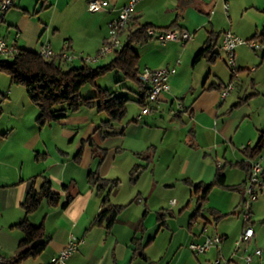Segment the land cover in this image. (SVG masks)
<instances>
[{
	"label": "crops",
	"instance_id": "0c3cea01",
	"mask_svg": "<svg viewBox=\"0 0 264 264\" xmlns=\"http://www.w3.org/2000/svg\"><path fill=\"white\" fill-rule=\"evenodd\" d=\"M86 1L88 3L89 0ZM107 1L109 7L102 12L105 17L98 27L99 35L95 38L97 49L108 34L110 21L118 16L130 0ZM37 3L36 0H18V6L4 14L6 31L12 35V39L4 37L10 41L16 40L19 48L29 51L37 52L42 45L49 43L55 53L66 50L78 53L74 36L62 38V43H56V33L51 38L49 28L35 17ZM225 3L231 7L227 17L231 27L246 38L264 42V0H143L136 6L131 30L142 25H150L157 30L173 26L188 32L189 27L195 29L194 34L198 33L195 38L191 36L192 43L189 45L175 41L161 43L153 39L160 43H147L142 53L136 52L141 63L140 70L145 67L160 69L175 66L177 69L169 77L170 92L163 94L154 110L143 116L147 134L144 133L145 129L131 131L133 126L119 123L113 126L116 134L104 139L99 134V128L105 121L96 118V109L85 108L66 119L42 126L38 123L40 109L30 100L25 87L12 85L10 77L0 74V250L7 260L14 259L20 252L24 233L17 225L26 217L22 204L27 193L33 183L35 189H39L44 178L48 177L53 191L60 195L58 203L51 204L44 200L40 208L27 217L32 225L43 226L42 242H46V247L40 254L29 255L16 264H50L72 236L83 239L84 243L68 259L67 264H170L164 258L158 259L162 253L167 256L172 244L175 249L183 240L189 245L193 242L203 243L209 234H218L223 238L220 249L212 247L200 256H195L189 249L194 257L204 256L205 264H214L218 258L226 261V264H264V225L255 230L254 213L251 221L254 239L247 251L238 253L235 252L238 236L230 240L226 231H218L220 219L217 221L216 217L222 216L218 210L208 208L207 214L203 216L204 208L202 215H196L198 196L194 193L193 185H209L215 180L219 169L223 172L225 164L218 168V164L222 163L218 161V156L220 153L226 159L228 150L224 146L222 148L221 142L228 141L233 145L239 122L232 112L243 100L239 78L235 80V88H239L240 101L225 112L205 107L204 101L200 103V99L193 100L200 89L198 97L203 95V91H217L221 95L223 88L232 80V74L226 82L217 74L213 76L212 69L205 78L206 72L198 70L201 61L195 62L207 36L215 34L214 30L224 14ZM208 27L212 33L203 35V29ZM224 32L217 36L221 35L223 39ZM43 38L46 40L43 41ZM220 45V50L216 47L214 51L216 55L213 60L211 56L205 58L213 68L217 57L224 53ZM240 49L236 50V58ZM83 50V47L80 48V51ZM179 60L181 63L176 64ZM238 62L239 72L249 63L241 54ZM78 66L83 65L80 63ZM187 71H190V76L184 81L182 75ZM251 82L254 90L255 79ZM189 94H192L190 104L187 103ZM251 95H255V92ZM243 96L247 97L246 92ZM177 102H181L185 110L173 116L170 110ZM158 110L169 112V117L176 123L166 120L162 115L158 118L155 113ZM143 118L133 121L140 123ZM154 134L161 138L157 140ZM59 136L67 142V148L58 144ZM114 139L121 141L108 145ZM178 146L186 148L182 155L177 151ZM247 146L253 147L250 140L243 147V153ZM74 151L77 152L73 154ZM210 153H214L216 168L211 167L212 164L206 158ZM245 156L246 159L235 164L245 171V181L239 187L242 197L252 160ZM134 169L137 172L133 175ZM90 172H97L103 179L118 182L112 188L106 204L102 200L106 192L100 193L97 186L89 183ZM180 184L187 188V196L183 193L181 200L171 204L172 199L176 198L169 196L179 195L175 187ZM64 186L68 189L62 188ZM263 193L264 190L260 194ZM186 199L189 200L186 202ZM192 203L194 207H191ZM256 203L253 212L264 211V199L258 198ZM114 205L124 206L115 222L110 226L107 220L100 223V214ZM207 215L215 219L214 231L209 234L203 232V227H208L210 223L206 219ZM32 246L28 245L25 249ZM256 249H263V256H254ZM245 254L253 255L251 263L246 262ZM184 256L185 253H182L177 264Z\"/></svg>",
	"mask_w": 264,
	"mask_h": 264
},
{
	"label": "rangeland",
	"instance_id": "374dc122",
	"mask_svg": "<svg viewBox=\"0 0 264 264\" xmlns=\"http://www.w3.org/2000/svg\"><path fill=\"white\" fill-rule=\"evenodd\" d=\"M16 5L11 8L14 10L16 6H18V0H16ZM38 1L36 5V10L38 11L37 14H35V17H37V20H39L44 27L49 28L50 36L57 34L56 43H62V38H70L71 36H74L76 47H78L77 51L78 53H75L76 55L87 58L92 57L94 58L99 50L101 49V46L99 49H97V43L96 39L99 35V26L102 23V19L105 17V15L102 12L92 13L88 10L87 7V1L86 0H36ZM143 1V0H142ZM55 4V6H54ZM58 4V5H57ZM229 5V14L231 13V7ZM34 8V7H33ZM10 9V10H11ZM224 10V5H223ZM227 13H225L220 17L219 26L217 29L214 30L215 34H212L215 36L217 49L220 50V44H222V32L226 31H232L237 36L245 39L250 40L251 38H246L244 35H241L238 31H236L233 27H231L229 19L227 18L229 16ZM2 17V12L0 11V18ZM166 20V18H164ZM189 30V33L192 35V37H196L197 34H194L195 29H191L187 27ZM6 23L0 22V36H9L12 39V35L7 34L8 31H6ZM56 31V32H55ZM203 35L207 34L210 35L212 33V29L209 27L206 29H203ZM218 34H221L217 36ZM200 35V34H199ZM206 35V36H207ZM193 38V39H194ZM208 38V36H207ZM206 38V39H207ZM46 38H43V41H45ZM61 40V41H60ZM147 43H160V42H154V40H150ZM146 43V44H147ZM162 43V42H161ZM192 43V40L188 41L186 45H189ZM146 44L137 45L134 47L136 52L142 53V51L147 47ZM84 48L83 52L80 51V48ZM220 52V51H219ZM74 53V52H73ZM242 55L245 57L246 61H249L248 66L243 68L239 74L238 82L243 88V91H241V95L239 92V88H235L233 92H231L230 96L226 101L221 100V95L217 91H206L202 92V96L198 97L201 93V89L199 92L193 96V100L200 99V103H205V107L218 110H222L225 112V110H229V108H233V106L240 101L239 95L243 98H245L243 95L246 92L247 97L250 96L251 93L255 92V95L250 97L246 102H240V105L233 109V116L235 118H238L237 122H239V128L236 134V137L233 140V145L228 143L221 142L222 148L228 150V154L226 155V159L222 157V155L219 153L218 161H222V165L224 166L223 172L227 176V186H230L229 188H223L219 186H215L211 189L208 199L205 203L204 213L203 216L206 213V211L209 209H216L219 211V214L222 215L220 218V221L217 224L219 233H222L226 231V234L229 236V239L232 240L235 235L239 236L242 234L245 223L243 220L242 215L239 213L241 212V202L243 200L242 194L239 190L231 189L233 187L239 188L243 185V182L245 181V171L242 168H239L235 164L237 162H240V160L246 159L245 154L243 153V147L246 146L247 142L249 140L252 142L253 146L258 141V131L264 129V60H262V53L255 52V50L251 49L248 46H243L241 49L237 52V58H236V65L239 68V62H238V56ZM221 57H217V61L215 62L214 68L211 66L210 63H208V60H202V62L199 63L200 66H198V70L206 72L205 78L209 73V70H213V76L214 74H217L224 82L229 80L230 74H232L230 67L227 65V57L224 53L220 54ZM114 59L113 55H110L104 59H102L99 63H87V65L92 67H98V66H104L106 64H109ZM182 58V62H183ZM84 62L82 60H76L74 63H71V65H67L66 68L69 66H78ZM141 64V63H140ZM139 64V65H140ZM137 65V66H139ZM256 70V72L254 71ZM4 77H9L6 73H0ZM184 81L186 78H189L190 71L185 72L183 75ZM212 76V77H213ZM212 79V78H211ZM255 79V86L256 88L253 90L251 81ZM236 87V85H235ZM22 88V87H19ZM110 91L113 92L116 96H124L129 99L127 103V115L125 119L121 122V125H130L133 126L132 129H145L144 133L146 132L147 128L145 125V118H143V121L140 123H136L133 120L137 119L139 114L141 113V106L138 104V99L140 95V88L137 80L130 78L126 76L123 70H114L111 72H108L105 75L99 76L95 79L93 83H89L82 87L80 94L82 98H88L97 95L100 91ZM188 101L192 99V94L188 95ZM239 100V101H238ZM190 104V103H189ZM249 104V106L247 105ZM222 106V107H221ZM164 108V107H163ZM96 118L98 117V120L106 121L108 120V116L105 112L99 113L97 110L94 111ZM160 118H165L166 120H171V122L176 123L175 120H172L169 117V112H163L162 110H158L155 112ZM152 114V115H156ZM100 115V116H98ZM137 127V128H135ZM48 133V130H46ZM51 135L52 132H51ZM179 137V136H178ZM159 140L161 136L155 137ZM121 141V140H120ZM117 139L111 140L108 142V145H114L118 142H120ZM59 142L58 144H62L64 147L67 148L68 144L67 142H64L60 136L57 140ZM220 147V149H222ZM223 149V150H224ZM177 151L179 154L182 155L186 151L185 146H178ZM77 151H74L73 154H75ZM208 153L211 151H207ZM53 154V151H52ZM214 153H210L208 155L207 160L209 163L212 164L211 167L216 168L217 164L215 161V157L213 156ZM262 156H264V149L261 153ZM228 161V162H225ZM88 163V161H86ZM232 163V165L230 163ZM224 163V164H223ZM222 168V167H221ZM212 169V168H211ZM177 190V195H170L169 198H176L175 200H181V196L183 193H185V197L187 196L188 190L185 186H182V184L175 187ZM171 194V193H170ZM264 199V193L260 194L259 200ZM174 200V199H172ZM189 200V199H188ZM186 199V202L188 201ZM195 200V199H193ZM256 202L253 204L254 207H256ZM191 207H194V204L192 203ZM253 207V208H254ZM255 209V208H254ZM176 210V209H175ZM253 214V220L255 221V230L257 231L258 227L264 225V211L257 213L256 210ZM206 219L209 220L208 227L210 229V232L214 231L215 228V219L209 215H207ZM204 223V219H201ZM213 223V224H212ZM253 226V224L251 223ZM254 227V226H253ZM189 244L184 242H181V245H179L177 248L174 249V244L170 246V250L168 249V254L165 256V253H162V257L160 256L158 260L161 258H164L166 262L170 264H177V262L180 260L182 253H185V256L182 258L181 262L179 264H205L204 261L205 257H194L191 252L189 251ZM155 250V247H153V251ZM153 256L154 253H153Z\"/></svg>",
	"mask_w": 264,
	"mask_h": 264
},
{
	"label": "trees",
	"instance_id": "16d2710c",
	"mask_svg": "<svg viewBox=\"0 0 264 264\" xmlns=\"http://www.w3.org/2000/svg\"><path fill=\"white\" fill-rule=\"evenodd\" d=\"M3 0H0V5ZM38 11H35L37 14ZM0 22H4V18H0ZM153 28L150 25H142L136 30H131V26L123 33L124 46L122 51L113 55L114 59L111 63L104 66L92 67L84 63L83 66H69L63 59L59 57L43 58L38 52L21 49L16 56L0 57V73H6L12 85L23 86L27 90L30 100L39 107L40 116L38 123L45 125L47 123L57 122L62 119L68 118L71 114H75L85 109H96L98 112H105L108 116L102 127L99 128L102 138L106 139L114 136L116 133L113 131V126L119 124L125 119L127 115L128 98L124 96H116L110 91H100L97 95L82 98L80 91L82 87L89 83H93L99 76L105 75L114 70H123L126 76L137 80L141 90L138 104L143 107L147 104L148 100V87L143 85L138 78L141 71L139 66V56L134 47L149 42L150 37L147 35L148 29ZM175 27L170 26L165 30H171ZM217 47L214 35H210L195 57V62H202L203 59L211 56V60L215 58L214 53ZM251 96L243 98L242 102H246ZM264 149V129L259 132L258 141L252 146H247L244 153L250 158L254 159L260 156ZM247 169V168H246ZM137 169H134V175ZM250 172V169L249 171ZM88 181L90 184L97 186L98 191L103 196V203L109 202V195L112 188L116 187L117 181L103 179L97 172L88 173ZM226 175L222 170H218L213 183L206 185L199 183L193 185L194 193L198 196L196 215H202L204 206L207 201L212 188L215 186L229 188L226 184ZM192 185V184H191ZM65 190L67 186L62 187ZM239 190V188H231ZM60 195L53 191L52 182L44 178V182L39 189H35L33 183L30 188L25 201L22 206L25 211V219L22 220L17 226L24 233V237L20 242V252L12 259L8 260L7 264H16L24 260L29 255L40 254L46 247V242H42L44 238L43 226H34L29 220L28 216L36 212L44 200H48L51 204H57ZM124 206L114 205L103 211L99 216V222L102 223L107 220L108 225L113 224L123 210ZM212 215L215 213L211 212ZM222 218V217H220ZM216 217L218 221L220 219ZM33 245L31 248L25 249L26 246Z\"/></svg>",
	"mask_w": 264,
	"mask_h": 264
},
{
	"label": "built area",
	"instance_id": "2783aa9c",
	"mask_svg": "<svg viewBox=\"0 0 264 264\" xmlns=\"http://www.w3.org/2000/svg\"><path fill=\"white\" fill-rule=\"evenodd\" d=\"M16 0H3L0 5V11L2 12V17L4 14L15 6ZM142 0H130L129 3L123 7L116 18L110 21L108 25V34L103 40L101 49L97 55L87 58H82L76 55L73 52L68 50L55 53L54 49L49 43H46L40 47L37 51L40 56L43 58L49 59L53 57H59L66 61L67 63H74L76 60H82L84 63H99L102 59L114 55L115 53L122 51L124 46L123 33L128 30L132 24L133 13L136 9V6ZM88 10L90 12L97 13L103 12L108 9L109 1L107 0H89L87 4ZM229 5L228 3L224 4V10L227 15L229 14ZM147 35L150 39L160 41L162 43L168 42H177L181 44H186L192 39V35L183 29L175 28L171 30H157L150 28L147 31ZM19 35H17L18 37ZM16 40L10 41L5 37L0 36V57H12L16 56L20 48L16 44ZM248 46L255 52H260L264 56V42L258 39L245 40L232 31H226L223 33L222 39V51L227 57V64L232 72V80L230 83L223 88L221 93L222 100H225L229 93L235 88V80L239 78V69L236 65V50L239 47ZM181 63L179 60L176 64ZM177 71L176 66L171 68H160V69H151L145 67L141 69L138 74L139 81L148 87V100L147 104L141 107V113L139 114L137 120H141L143 116L150 114L154 108L159 103L163 94L170 92L171 85L169 77L175 74ZM184 105L181 102H177L174 108H171L170 113L173 116L179 115L184 112ZM222 167V163L218 164V168ZM264 190V156L260 155L250 161V172L249 177L246 180L244 187L243 200L241 202V212L240 214L243 217L245 228L240 235L239 239L236 241L235 252L247 251V248L252 243L255 231L251 225L252 221V211L253 204L257 202L260 193ZM171 204H176V200H172ZM203 232L209 234V227L206 225L203 227ZM223 238L218 234H209L206 236V239L203 243H191L189 249L195 256H200L209 251L212 247L221 248ZM84 243L83 239L72 236L69 243L55 256L51 259L50 264H67L68 259L78 251L79 247ZM254 256H263V249H256L253 253ZM253 255L245 254L244 259L247 263H251ZM8 260L2 254L0 250V264H7ZM214 264H226V261H223L221 258H218L214 261Z\"/></svg>",
	"mask_w": 264,
	"mask_h": 264
}]
</instances>
